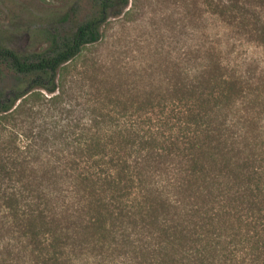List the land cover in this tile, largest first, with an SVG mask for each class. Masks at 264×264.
Instances as JSON below:
<instances>
[{
	"label": "trees",
	"instance_id": "obj_1",
	"mask_svg": "<svg viewBox=\"0 0 264 264\" xmlns=\"http://www.w3.org/2000/svg\"><path fill=\"white\" fill-rule=\"evenodd\" d=\"M203 4L175 83L79 134L60 74L128 0H93L42 52L0 44V264H264V0Z\"/></svg>",
	"mask_w": 264,
	"mask_h": 264
},
{
	"label": "rangeland",
	"instance_id": "obj_2",
	"mask_svg": "<svg viewBox=\"0 0 264 264\" xmlns=\"http://www.w3.org/2000/svg\"><path fill=\"white\" fill-rule=\"evenodd\" d=\"M92 1L0 0V44L19 54L42 52L48 36L73 29ZM203 2L128 0L123 14L101 27L100 42L61 72L60 108L65 111L57 118L71 121L79 134L110 102L128 103L145 89L173 85L180 56L208 41ZM11 83L7 78L3 86Z\"/></svg>",
	"mask_w": 264,
	"mask_h": 264
}]
</instances>
